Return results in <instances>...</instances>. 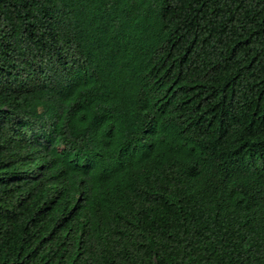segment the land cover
<instances>
[{"label":"trees","instance_id":"16d2710c","mask_svg":"<svg viewBox=\"0 0 264 264\" xmlns=\"http://www.w3.org/2000/svg\"><path fill=\"white\" fill-rule=\"evenodd\" d=\"M0 264H264V0H0Z\"/></svg>","mask_w":264,"mask_h":264}]
</instances>
